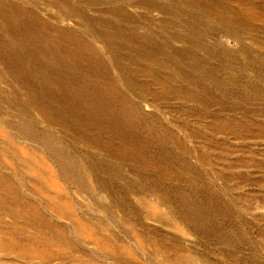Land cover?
Returning <instances> with one entry per match:
<instances>
[{"label": "rangeland", "instance_id": "obj_1", "mask_svg": "<svg viewBox=\"0 0 264 264\" xmlns=\"http://www.w3.org/2000/svg\"><path fill=\"white\" fill-rule=\"evenodd\" d=\"M185 1L0 0V96L29 98L16 114L95 193L24 140L1 146L31 209L0 213V264H264V0Z\"/></svg>", "mask_w": 264, "mask_h": 264}, {"label": "bare ground", "instance_id": "obj_2", "mask_svg": "<svg viewBox=\"0 0 264 264\" xmlns=\"http://www.w3.org/2000/svg\"><path fill=\"white\" fill-rule=\"evenodd\" d=\"M154 1H157V0H154ZM160 1V0H159ZM187 1V0H186ZM185 1V2H186ZM197 1H199V0H196V2ZM206 1H208V0H206ZM206 1H205V3H206ZM211 2H212V0H210ZM229 1V0H228ZM242 1V0H241ZM247 1V0H246ZM2 2V1H1ZM142 2V1H141ZM188 3H190V1L188 0L187 1ZM195 2V1H194ZM199 2H201V1H199ZM198 2V3H199ZM216 2H218L217 0H216ZM230 2V1H229ZM234 2V1H233ZM239 2H240V0H239ZM7 3V2H6ZM158 2H153V4L154 5H156ZM183 3V2H182ZM207 3H209V2H207ZM240 3H242V6H243V3H244V0H243V2H240ZM152 4V5H153ZM187 4V3H186ZM192 4V3H191ZM218 5H219V3H217ZM225 4H226V2H225ZM2 3H0V15L2 16V15H6L7 17H6V19L9 21L10 19H12L11 18V16L10 15H8V13L6 14L5 12H3V10H2ZM5 5H7L8 6V4H5ZM13 5V4H12ZM138 5H140L141 6V4H138ZM164 5V4H163ZM167 4H165V6H166ZM207 5V4H206ZM210 5H212V6H209L210 8L212 7V8H214L215 9V5H213L212 3L210 4ZM227 5V4H226ZM235 5H236V3H235ZM241 5V4H240ZM244 5H245V3H244ZM198 6H199V4H198ZM220 6V5H219ZM218 6V7H219ZM225 6V5H224ZM229 6V5H228ZM138 7V6H137ZM200 7V6H199ZM203 7L205 8V6H204V3H203ZM208 7V9H210ZM155 8V7H154ZM179 8V7H178ZM182 8V7H181ZM191 8H192V5H191ZM206 8H207V6H206ZM219 8H221V6L219 7ZM223 8V7H222ZM221 8V9H222ZM230 8H233V10L235 11L236 9V7H232V6H230ZM158 9V8H157ZM202 9V8H201ZM208 9H207V11H208ZM214 9H213V12H215L214 11ZM224 9V8H223ZM226 9H227V7H226ZM125 10H126V8H125ZM146 10H148L147 8H146ZM162 10V9H161ZM186 10V9H185ZM217 10V9H216ZM219 10V9H218ZM225 10V9H224ZM114 11V10H113ZM112 11V12H113ZM118 11V8L116 9V11H114L115 13ZM127 11V10H126ZM164 11V10H163ZM167 11H169V10H167ZM178 11V10H177ZM184 11V10H183ZM221 10H219L218 12H220ZM225 11H227V10H225ZM228 11H229V9H228ZM227 11V12H228ZM234 11H233V13H234ZM236 11H239V7H238V10H236ZM235 11V12H236ZM119 13L121 12V10H119L118 11ZM117 12V13H118ZM174 12V11H173ZM185 12V11H184ZM117 13H116V16H117ZM122 13V12H121ZM124 13V12H123ZM179 13V12H178ZM197 13H199L198 11L196 12V14ZM206 13V12H205ZM212 13V12H211ZM210 13V14H211ZM222 13V12H221ZM224 13V12H223ZM239 13V12H238ZM124 14H126V13H124ZM124 14H118L119 16L120 15H124ZM127 14H129L128 12H127ZM201 14V13H200ZM213 14V13H212ZM229 14V13H228ZM237 14V13H236ZM133 15V14H132ZM185 15V14H184ZM184 15L182 14V16L184 17ZM198 15V14H197ZM202 15V14H201ZM214 15V14H213ZM226 15V14H225ZM239 15V14H238ZM13 16V15H12ZM125 16V15H124ZM128 16V15H127ZM186 16V15H185ZM223 17H224V14L222 15ZM228 16V15H227ZM226 16V17H227ZM230 16H233V17H235L233 14L232 15H230ZM118 17V16H117ZM129 17V16H128ZM197 17H200L199 15L197 16ZM215 17H216V15H215ZM222 17V18H223ZM125 18V17H124ZM123 18V19H124ZM130 18V17H129ZM132 18H133V16H132ZM192 19H193V17H191ZM225 18V17H224ZM224 18L222 19L223 21H225L226 19L229 21L230 19L232 20V17L230 18V19H228V18H225V20H224ZM251 19H254L253 17H250ZM121 19V18H120ZM137 19V18H136ZM186 19V18H185ZM200 19V18H199ZM219 19V18H218ZM240 19V18H239ZM244 19H246V18H244ZM248 19V18H247ZM38 20V19H37ZM126 20H128V18H126ZM138 20V19H137ZM136 20V21H137ZM165 20V19H164ZM168 20V19H167ZM188 20V21H187ZM187 22L189 23V18L187 17ZM194 20V19H193ZM196 20H198V19H196ZM195 20V21H196ZM226 20V21H227ZM242 20H243V17H242ZM204 21H206V20H204ZM235 21V20H234ZM244 21H246V20H244ZM244 21L242 22V24H244ZM198 22L199 23H201L199 20H198ZM197 22V23H198ZM233 22V21H232ZM232 22H230V23H232ZM236 22V21H235ZM239 22V21H238ZM212 23V22H211ZM247 23V22H246ZM193 24H194V22H193ZM207 25L209 24V23H206ZM234 24V23H233ZM239 24H240V22H239ZM106 25V24H105ZM202 25V24H201ZM232 25V24H231ZM231 25H229V26H231ZM237 25V24H236ZM209 26V25H208ZM211 26H212V24H211ZM228 26V27H229ZM234 26V25H233ZM9 27V26H8ZM18 27V26H17ZM202 27V26H201ZM204 27V26H203ZM4 28V27H3ZM216 28V27H215ZM23 29V28H22ZM65 30V29H64ZM63 30V31H64ZM2 32V31H1ZM6 32V31H5ZM107 32H108V30H107ZM17 33V32H16ZM64 34H66V31H65V33ZM107 34V33H106ZM4 35V34H3ZM11 35V34H10ZM62 35V34H61ZM64 37V36H63ZM112 37V36H111ZM43 38V37H42ZM65 39V38H64ZM132 41V40H131ZM135 41V40H134ZM23 42V41H22ZM77 43V42H76ZM83 43V42H82ZM57 44V43H56ZM83 45V44H82ZM5 46H6V49L7 50H9L10 52H12V53H16V55H20V51H19V49L16 47V45H14L12 42H9V41H6V43H5ZM23 46V45H22ZM34 46V45H33ZM4 47V46H3ZM44 47V46H43ZM47 47V46H46ZM77 48V47H76ZM49 49V48H48ZM78 49V48H77ZM82 49V48H81ZM66 50V49H65ZM33 51V50H32ZM50 54V53H49ZM5 55H6V53H5ZM149 55V54H148ZM8 56V55H7ZM9 57V56H8ZM22 57V56H21ZM20 57V58H21ZM64 57H65V55H64ZM15 61L17 62V60L15 59ZM1 64V63H0ZM19 65V64H18ZM97 66V65H96ZM95 66V67H96ZM9 69V68H8ZM10 70V69H9ZM13 72V71H12ZM14 73V72H13ZM51 73V72H50ZM15 74V73H14ZM43 78V77H42ZM47 78V77H46ZM27 79V78H26ZM22 81V80H21ZM34 81V80H33ZM1 82V81H0ZM31 83V82H30ZM6 84V83H5ZM7 85V84H6ZM13 85V84H12ZM15 85V84H14ZM11 86V85H10ZM50 87V86H49ZM10 88V87H9ZM9 88H7V89H9ZM24 89V88H23ZM19 91H21L20 90V88H19ZM50 91V90H49ZM23 92V91H22ZM25 92V91H24ZM54 93V92H53ZM99 94V93H98ZM21 95H22V93H21ZM59 96V95H58ZM31 98V97H30ZM62 98V97H61ZM60 98V99H61ZM54 99V98H53ZM28 101H29V98H28V100H25V101H21V100H19V99H16V98H14V99H6L5 97H3V96H0V125H2V126H5L6 128H8L11 132H12V134L13 135H9V137H5V138H3L4 140H2L1 138H0V147L1 146H3V145H5V147H7V145H12V140L14 139V138H17V139H22V140H24L25 142H27L26 144H27V146L30 148V147H32V148H35L36 150H38V151H40L41 153H43V154H45L46 156H47V158L49 159V161H51V163L53 162L56 166H57V168H58V170H59V173H60V175L65 179V180H67L68 182H70L71 184H74L75 186H77V188L79 189V190H81V191H83V192H85V194L87 193L89 196H91V197H94V195H95V193H94V191L92 190V189H90V188H88V186L86 185V183H85V181H84V178H85V175L87 174H85L84 173V169H83V167H81V164H80V162L74 157V155L71 153V151H70V149H69V147H67L66 145H64L60 140H59V138H58V136H57V134H56V132L51 128V127H49V125H48V127H42L38 122H36L34 119H32V118H29V117H27V116H23V115H17L16 114V111H18L19 110V108H21L22 106H26L27 104H28ZM30 101H31V99H30ZM50 106H51V104H49ZM34 106V105H33ZM9 108V111H6L4 108ZM47 108V107H46ZM54 108V107H53ZM96 108V107H95ZM108 109V108H107ZM111 109V108H110ZM26 110V109H25ZM28 110V109H27ZM53 111V110H52ZM98 111V110H97ZM44 112V111H43ZM47 112V111H46ZM54 112V111H53ZM82 112H84V111H82ZM28 113V112H27ZM56 113V112H55ZM98 113V112H97ZM106 113V112H105ZM47 114V113H46ZM121 114V113H120ZM43 115V114H42ZM57 115H59V114H57ZM44 117H46V120L47 119H49L48 117H50V116H45V115H43ZM52 116V115H51ZM53 117V116H52ZM58 118V117H57ZM45 120V119H44ZM50 120V119H49ZM48 120V121H49ZM82 120V119H81ZM51 121V120H50ZM127 121H128V119H127ZM45 122V121H44ZM47 122V121H46ZM51 124V123H50ZM61 124V123H60ZM109 124V123H108ZM112 124V123H111ZM58 126V125H57ZM61 127V126H60ZM67 127V126H66ZM85 127V126H84ZM79 128V127H78ZM92 128V127H91ZM134 128V127H133ZM118 130V129H117ZM120 131V130H119ZM74 132H76V131H74ZM115 133V132H114ZM124 133V132H123ZM79 135V134H78ZM83 135V134H82ZM123 135V134H122ZM81 136V135H80ZM128 136V135H127ZM3 137V136H2ZM82 137V136H81ZM83 138V137H82ZM129 138V137H128ZM128 140V139H127ZM15 142V141H14ZM13 142V143H14ZM15 144V143H14ZM20 144V143H19ZM97 144V143H96ZM110 144V143H109ZM99 146V145H98ZM19 147V146H18ZM23 147V146H22ZM8 149V148H7ZM7 149H5V150H7ZM19 149H21V148H19ZM25 149H27V148H25ZM4 150V149H3ZM9 150V149H8ZM22 150V149H21ZM115 150H116V148H115ZM26 151V150H25ZM104 151V150H103ZM0 152H2L1 150H0ZM5 152V151H4ZM20 152V151H19ZM3 153V152H2ZM22 152H20V154H21ZM4 155H5V153H3ZM8 154L10 155V157H16V155H17V153H16V151L15 150H9V152H8ZM23 154V153H22ZM32 154V153H31ZM25 155V154H24ZM30 155H28V158H29V161H30V157H29ZM17 157H18V155H17ZM26 158V157H25ZM11 159V158H10ZM18 159H20V158H18ZM12 160V159H11ZM14 160V159H13ZM13 160H12V162H13ZM22 160V159H21ZM20 160V161H21ZM5 161V160H4ZM3 161V159H1V157H0V167H3V168H5V169H7V171H9V172H7V171H1V169H0V186H2V188H0V213H5V214H10V215H12L13 217L14 216H16L18 213L19 214H21L20 213V211H22V210H24V209H31V207L27 204V203H17L18 202V200H20V198L22 197V194H21V192L19 191V189H18V186H17V184L18 183H16L15 181V178L14 179H12V177H13V174L11 173V171L13 172V170L11 169L12 167L8 164V162L6 163V162H4ZM19 161V160H18ZM23 161V160H22ZM24 163H26L25 161H23ZM14 163V162H13ZM28 163V162H27ZM19 164V163H18ZM29 164H31V163H29ZM39 164V163H38ZM14 165V164H13ZM27 165V164H26ZM32 165H33V163H32ZM40 165H41V163H40ZM22 166H24V165H22ZM38 167H39V165H37ZM11 167V168H10ZM15 167V166H14ZM20 168V167H19ZM42 168V167H41ZM36 169V168H35ZM37 169H39V168H37ZM15 170H17V169H15ZM40 170V169H39ZM21 171V170H20ZM87 172V171H86ZM16 174H17V172H16ZM59 175V174H58ZM17 176H18V174H17ZM33 176V175H32ZM61 177V178H62ZM36 178V177H35ZM20 179V178H19ZM23 179V178H22ZM32 179V178H31ZM38 179V178H37ZM24 181V180H23ZM37 182V181H36ZM41 184V183H40ZM30 189H32V188H30ZM29 189V190H30ZM38 190V189H37ZM41 190V189H40ZM31 191V190H30ZM32 191H33V189H32ZM38 192V191H37ZM36 192V193H37ZM76 192H78V190H76ZM33 193V192H32ZM34 193H35V191H34ZM86 194V195H87ZM37 195V194H36ZM87 195V196H88ZM41 196V195H40ZM44 196V195H43ZM44 197H47V196H44ZM41 198V197H40ZM43 198V197H42ZM44 199V198H43ZM46 199V198H45ZM49 199V198H48ZM56 199V198H55ZM42 201V200H41ZM48 201V200H47ZM53 201H56V200H54L53 199ZM45 202V201H44ZM46 203V202H45ZM48 203H49V201H48ZM52 203V202H51ZM51 203H49V204H51ZM45 206H46V204H45ZM50 206V205H49ZM18 207V208H17ZM100 207V206H99ZM36 208V207H35ZM32 209H33V207H32ZM39 211V210H38ZM38 211H37V213H38ZM36 212V211H35ZM71 213V212H70ZM21 215H23V214H21ZM41 215V214H40ZM17 217V216H16ZM40 217V216H39ZM41 217H43L42 215H41ZM37 218V217H36ZM25 220H27L28 222L29 221H32V219L31 220H29V219H25ZM36 220V219H35ZM17 221V220H16ZM41 221V220H40ZM40 221H39V223H40ZM42 221H44V220H42ZM48 221V220H47ZM33 222V221H32ZM36 222H38V221H36ZM35 222V223H36ZM45 222V221H44ZM34 223V222H33ZM4 224H7L6 222H4ZM15 224H17V223H15ZM28 224V223H27ZM37 224V223H36ZM48 224H50V223H48ZM11 225V223H9V226ZM31 225V224H30ZM39 225V224H38ZM41 225V224H40ZM45 228H46V226L44 225V224H42ZM46 225H47V223H46ZM56 225V224H55ZM43 226H41V227H43ZM48 226V225H47ZM51 226V225H50ZM52 226H53V224H52ZM12 227V226H11ZM55 227V226H54ZM56 227H58V225L56 226ZM10 228V227H9ZM13 228V227H12ZM50 228H53V227H50ZM59 229V228H58ZM15 230V229H14ZM47 230V229H46ZM53 231H55L54 229H52ZM51 230V231H52ZM57 230V229H56ZM62 230V229H61ZM50 231V230H49ZM52 231V232H53ZM57 232V231H56ZM63 232V231H62ZM58 234V233H57ZM60 234V233H59ZM63 234H64V232H63ZM63 234L61 233V235H59L58 237H62L61 238V240L63 241V239H64V236L66 235V234H64V236H63ZM66 237V236H65ZM67 238V237H66ZM65 238V239H66ZM53 239H57V236H56V238H53ZM53 239L51 240L52 241V243H54L53 242ZM43 240V239H42ZM41 240V241H42ZM47 240V239H46ZM49 240V239H48ZM47 240V241H48ZM40 241V240H39ZM40 241V242H41ZM44 241V240H43ZM54 241H56V240H54ZM50 242V241H49ZM51 243V242H50ZM50 243H48V244H50ZM56 243V242H55ZM21 250V249H20ZM45 257V256H44ZM47 259V258H46ZM45 260V259H44Z\"/></svg>", "mask_w": 264, "mask_h": 264}]
</instances>
